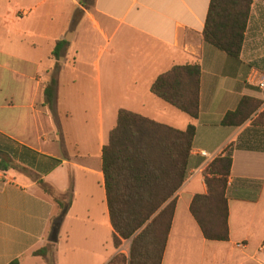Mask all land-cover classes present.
<instances>
[{"label": "crops", "instance_id": "obj_1", "mask_svg": "<svg viewBox=\"0 0 264 264\" xmlns=\"http://www.w3.org/2000/svg\"><path fill=\"white\" fill-rule=\"evenodd\" d=\"M209 3L0 0V264H46L32 254L44 246L51 264H108L118 252L107 242L113 229L101 171V150L115 124L109 118L105 131L100 116L92 132L90 120L70 131L71 111L60 107L66 80L81 82L85 103L97 83L100 105L105 95L116 116L124 109L178 129L195 126L161 264H264V1L251 4L237 59L204 42ZM59 42L65 43L56 59ZM195 62L201 77L192 118L152 94L150 85L172 66ZM54 74L51 110L43 91ZM243 97L259 107L240 126L221 125ZM231 143L241 148L233 149L227 180L228 239L208 240L190 204L206 193L204 171ZM38 179L58 195L71 194L61 221ZM62 251L68 254L59 260Z\"/></svg>", "mask_w": 264, "mask_h": 264}, {"label": "trees", "instance_id": "obj_2", "mask_svg": "<svg viewBox=\"0 0 264 264\" xmlns=\"http://www.w3.org/2000/svg\"><path fill=\"white\" fill-rule=\"evenodd\" d=\"M254 0H210L203 29L206 44L237 59L240 55L250 7ZM264 1V0H262ZM85 5V2H84ZM65 42L53 49L58 59ZM201 69L198 63L174 65L159 74L150 92L179 111L196 118L199 113ZM58 81L55 74L44 87V104L54 109ZM260 103L243 97L234 111L220 121L223 126H240ZM195 126L178 129L141 114L120 109L115 126L101 150V171L106 204L112 226V242L118 248L129 241L128 255L116 253L108 264H161L175 209V193L187 176ZM234 148L226 146L204 171L206 193L195 195L190 212L208 240L228 239L227 180ZM0 158V169L5 165ZM42 191L51 196L59 208L57 222L68 205L52 187L38 179ZM70 199V198H69ZM69 202V201H68ZM46 259L49 247L32 253ZM10 264H19L14 260Z\"/></svg>", "mask_w": 264, "mask_h": 264}, {"label": "rangeland", "instance_id": "obj_3", "mask_svg": "<svg viewBox=\"0 0 264 264\" xmlns=\"http://www.w3.org/2000/svg\"><path fill=\"white\" fill-rule=\"evenodd\" d=\"M66 83L69 84V87L67 90H69L67 93V96H64V104H62L61 110L63 108H67L69 111H71V118H69V122L72 123L73 125L70 126V131L79 132V130L76 128L74 123L81 122L82 120H90L91 125L90 131L97 129L98 125V120L100 116L103 119V127L104 130L109 132V127H108V120L109 118H112L113 123L115 124L116 120V112L114 111V108L111 107L109 104H107L108 98L104 95L102 96V105H100V97L97 95V83L93 82V91L91 92V96L89 98V103L83 102V95L82 94V89L83 86L81 82H76L75 84H71L70 81H65ZM88 104V105H87ZM55 193V192H54ZM56 194V193H55ZM58 196V194H56ZM60 196V195H59ZM69 201V195L67 194L63 198V202ZM107 233V232H106ZM107 242L109 246H111V239L109 238V234H107ZM118 252L122 253L123 255L127 256L128 255V249H129V241L128 240H123L120 246L117 248ZM117 252V253H118ZM68 254V253H67ZM66 252H60L57 254L58 259H64L65 256H67Z\"/></svg>", "mask_w": 264, "mask_h": 264}, {"label": "built area", "instance_id": "obj_4", "mask_svg": "<svg viewBox=\"0 0 264 264\" xmlns=\"http://www.w3.org/2000/svg\"><path fill=\"white\" fill-rule=\"evenodd\" d=\"M263 82L262 83H260V86H262L263 87ZM261 108H264V99H263V104H261V106H260ZM200 154L201 155H203V156H207V154H206V152L205 151H200Z\"/></svg>", "mask_w": 264, "mask_h": 264}, {"label": "water", "instance_id": "obj_5", "mask_svg": "<svg viewBox=\"0 0 264 264\" xmlns=\"http://www.w3.org/2000/svg\"><path fill=\"white\" fill-rule=\"evenodd\" d=\"M55 238V232L53 233V239Z\"/></svg>", "mask_w": 264, "mask_h": 264}]
</instances>
